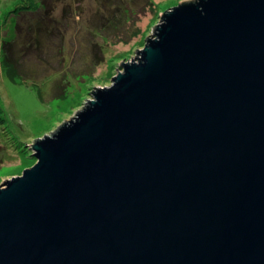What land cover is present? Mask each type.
<instances>
[{"label": "water", "instance_id": "1", "mask_svg": "<svg viewBox=\"0 0 264 264\" xmlns=\"http://www.w3.org/2000/svg\"><path fill=\"white\" fill-rule=\"evenodd\" d=\"M0 184V264H264V0H178Z\"/></svg>", "mask_w": 264, "mask_h": 264}, {"label": "rangeland", "instance_id": "2", "mask_svg": "<svg viewBox=\"0 0 264 264\" xmlns=\"http://www.w3.org/2000/svg\"><path fill=\"white\" fill-rule=\"evenodd\" d=\"M177 1L0 0V184L36 162L30 143L110 83Z\"/></svg>", "mask_w": 264, "mask_h": 264}, {"label": "trees", "instance_id": "3", "mask_svg": "<svg viewBox=\"0 0 264 264\" xmlns=\"http://www.w3.org/2000/svg\"><path fill=\"white\" fill-rule=\"evenodd\" d=\"M144 36H146L145 34H144ZM141 44V45H140ZM139 44V46H142V41H141V43ZM7 59V58H6ZM8 60L10 61V62H13V61H11L10 60V54H8ZM10 76L12 77V73H10ZM67 96V94L66 93H62V95H60V97H62V98H64V97H66ZM0 112H3V110H2V107L0 106ZM1 118H3V117H1Z\"/></svg>", "mask_w": 264, "mask_h": 264}]
</instances>
